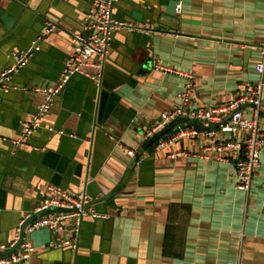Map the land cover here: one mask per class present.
Here are the masks:
<instances>
[{
	"label": "crops",
	"instance_id": "1",
	"mask_svg": "<svg viewBox=\"0 0 264 264\" xmlns=\"http://www.w3.org/2000/svg\"><path fill=\"white\" fill-rule=\"evenodd\" d=\"M4 3L0 74L11 65L7 55L30 48L46 22L58 30L0 92V242L12 240L48 186L85 188L88 212L102 217L85 218L79 251L51 248L65 233L41 229L23 264H264V151L243 191L235 160L205 152L204 137L142 150L146 130L176 107L188 75L197 108L226 104L259 81L264 0H119L115 19L138 31L113 35L101 89L79 75L70 80L29 149L12 142L45 101L34 88L60 80L73 53L70 34L87 32L92 0ZM260 124L264 130V96Z\"/></svg>",
	"mask_w": 264,
	"mask_h": 264
},
{
	"label": "built area",
	"instance_id": "2",
	"mask_svg": "<svg viewBox=\"0 0 264 264\" xmlns=\"http://www.w3.org/2000/svg\"><path fill=\"white\" fill-rule=\"evenodd\" d=\"M119 0H92L88 13L87 32H72L70 42L73 53L64 63L60 80L54 87L42 89L36 87L35 92L45 95L44 103L38 107L34 116L23 125L22 132L12 142L15 149H29V141L33 134L42 127L44 117L53 108L55 101L69 80L79 75L94 82L101 89L106 60L111 47L113 35L120 31L135 32L136 27L115 19L116 5ZM180 14L182 5L175 7ZM58 30L56 23L46 22V37ZM45 38L35 40L27 50L16 49L7 55L11 62L9 68L0 74V92L8 93L14 76L25 69L34 54L40 52V43ZM264 56V46L261 49ZM256 72L261 76L256 83L245 84L244 91L230 102L213 107L197 108L192 103L193 78L188 80L184 91L176 95V107L163 112L145 132L150 139L163 130L169 123L178 118H187L203 125L204 130L183 124L173 133L167 134L157 142L156 150L166 149L180 140L205 138L207 146L204 151H213L221 159L235 160L237 187L249 191L254 172L260 168L264 151V130L261 129V113L264 96V63L256 65ZM50 132L64 135V131ZM73 137V136H72ZM121 146L120 143L117 144ZM134 158L135 151L127 150ZM91 198L86 189L73 192L48 186L43 201L32 211L26 213L16 226L11 241L0 242V264H23L34 253L30 242L31 235L41 229L55 233H65V237L51 243L53 249H68L77 253L80 249V234L85 218H100L95 211L88 212ZM18 251V253H16Z\"/></svg>",
	"mask_w": 264,
	"mask_h": 264
},
{
	"label": "water",
	"instance_id": "3",
	"mask_svg": "<svg viewBox=\"0 0 264 264\" xmlns=\"http://www.w3.org/2000/svg\"><path fill=\"white\" fill-rule=\"evenodd\" d=\"M0 11H2V13L0 12V22L5 24V22L7 20H9L10 13L8 12V10L6 8V4L4 3V0H0ZM40 37H43L45 39L47 38L46 37V28H44L43 33L39 34L32 42H34L35 40H37ZM45 44H46V41L43 42V43H40V47H41L40 52H42L43 46ZM32 60H33V58L31 59V61ZM106 62H107V60H106ZM75 76H78V75H75ZM75 76H73V77H75ZM103 79H104V77H103ZM70 80H69V82H70ZM102 82H103V80H102ZM92 83L95 85L94 82H92ZM102 86H103V83H102ZM10 87H12V82L10 83ZM47 87H54V86H47ZM47 87H45V88H47ZM180 124H187V125H190V126H193V127L197 128L199 130H204L203 125H201L200 123H197V122L192 121V120L187 119V118H178L175 121H172L171 123H169V125H167L163 130H161L160 132L156 133L153 137H151L148 141H146V143L142 147V150L146 151L150 146L155 145L157 141H159L162 137L167 135L174 127H176L177 125H180ZM51 133H53V132H51ZM53 135H59V134L58 133H54ZM59 136H70V137H72V134L64 133V135H59Z\"/></svg>",
	"mask_w": 264,
	"mask_h": 264
},
{
	"label": "trees",
	"instance_id": "4",
	"mask_svg": "<svg viewBox=\"0 0 264 264\" xmlns=\"http://www.w3.org/2000/svg\"><path fill=\"white\" fill-rule=\"evenodd\" d=\"M156 144H157V143H156ZM156 144H155V145H156ZM155 145H153V146H155ZM153 146H152V147H153Z\"/></svg>",
	"mask_w": 264,
	"mask_h": 264
}]
</instances>
